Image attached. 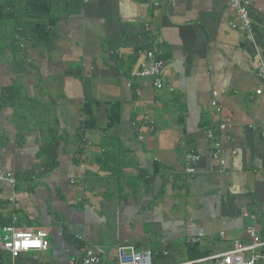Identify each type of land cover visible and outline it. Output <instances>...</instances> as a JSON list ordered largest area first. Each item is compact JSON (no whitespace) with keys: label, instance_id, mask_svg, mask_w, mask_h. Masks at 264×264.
Returning <instances> with one entry per match:
<instances>
[{"label":"crops","instance_id":"crops-1","mask_svg":"<svg viewBox=\"0 0 264 264\" xmlns=\"http://www.w3.org/2000/svg\"><path fill=\"white\" fill-rule=\"evenodd\" d=\"M20 3L0 0V173L17 178L0 182V200L18 229L48 230L51 247L17 264H80L93 247L116 264L121 245L192 264L194 236L211 251L195 264H216L251 241L249 225L264 238V0H250L253 33L233 27L228 0H53V50L20 34ZM151 42L163 89L137 74ZM54 154L57 167L36 172Z\"/></svg>","mask_w":264,"mask_h":264},{"label":"built area","instance_id":"built-area-1","mask_svg":"<svg viewBox=\"0 0 264 264\" xmlns=\"http://www.w3.org/2000/svg\"><path fill=\"white\" fill-rule=\"evenodd\" d=\"M232 9H234L239 17L238 22L232 23L233 27L254 32V21L250 15V0H228ZM159 2H156L158 5ZM148 57L137 74L141 77L151 78L157 89H163L165 86L166 63L162 59H156V47L150 44L144 51ZM259 73L264 80V64L260 65ZM173 90L174 87L172 86ZM259 94L263 92L260 88L257 91ZM217 104V100L213 101ZM227 124L221 123L220 128L225 129ZM209 136L215 138V131L209 130ZM222 152V143L217 140L215 143L214 156L220 158ZM186 171L188 173H195L197 164L201 160V154L195 149H190L186 154ZM44 166L36 169V172H43ZM0 182H6L12 186L17 185V178L7 172L0 173ZM15 202V196L11 198ZM248 232L251 241L244 243L238 240L234 247L225 251L224 253L213 255L210 259L216 260V264H257L259 259L260 249L264 248V238L258 233L255 225L248 226ZM225 236V232H222ZM29 242L39 240L40 246H25L24 241ZM201 240V237L194 236L189 239L190 244H196ZM51 247L50 232L45 229L27 230L18 229L16 226V216L13 217V223L0 226V249L8 254L11 258L10 264H17V259L26 252L33 250H48ZM250 253V256H248ZM104 261V251L101 248H87L80 264H102ZM117 264H153V250L150 248L137 249L134 245H121L118 248Z\"/></svg>","mask_w":264,"mask_h":264},{"label":"trees","instance_id":"trees-1","mask_svg":"<svg viewBox=\"0 0 264 264\" xmlns=\"http://www.w3.org/2000/svg\"><path fill=\"white\" fill-rule=\"evenodd\" d=\"M19 7L16 10L23 12L24 17L27 21L20 23L19 27L23 30H19L20 34L32 42L34 46H44L48 50L56 48V40L58 34L53 31L52 24L58 20L53 14V0H20ZM4 7L0 8L2 13ZM13 14L12 11H10ZM1 99V97H0ZM90 102V101H89ZM1 107V105H0ZM89 111V110H88ZM121 107L120 103L116 102L110 107V121L108 126H114L120 119ZM2 142L0 141V146ZM56 154L49 156L47 162L45 161V171L53 170L57 167ZM9 208L7 200H0V226L8 225L13 223L14 215L4 211ZM211 251L202 249L198 244L189 245V257L192 264H195L197 260L210 256ZM11 258L6 255L0 249V264H10ZM117 264V263H116Z\"/></svg>","mask_w":264,"mask_h":264},{"label":"clouds","instance_id":"clouds-1","mask_svg":"<svg viewBox=\"0 0 264 264\" xmlns=\"http://www.w3.org/2000/svg\"><path fill=\"white\" fill-rule=\"evenodd\" d=\"M24 245H25V246H29V245H31V246L39 247V246H40V241H39V240H35V241H31V242H29L28 240H25V241H24Z\"/></svg>","mask_w":264,"mask_h":264},{"label":"water","instance_id":"water-1","mask_svg":"<svg viewBox=\"0 0 264 264\" xmlns=\"http://www.w3.org/2000/svg\"><path fill=\"white\" fill-rule=\"evenodd\" d=\"M259 202L261 203V205H259V207H258V205L255 207V210L256 211H259V212H264V201H260L259 200ZM262 207V209H260L261 207Z\"/></svg>","mask_w":264,"mask_h":264},{"label":"rangeland","instance_id":"rangeland-1","mask_svg":"<svg viewBox=\"0 0 264 264\" xmlns=\"http://www.w3.org/2000/svg\"><path fill=\"white\" fill-rule=\"evenodd\" d=\"M248 256H250V253H248ZM211 263H213V261H210V262H208L206 264H211Z\"/></svg>","mask_w":264,"mask_h":264}]
</instances>
